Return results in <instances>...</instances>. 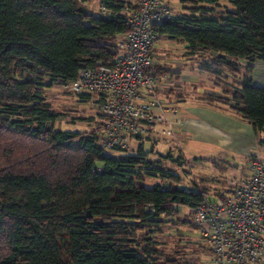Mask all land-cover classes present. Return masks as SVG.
Wrapping results in <instances>:
<instances>
[{
	"label": "trees",
	"instance_id": "obj_1",
	"mask_svg": "<svg viewBox=\"0 0 264 264\" xmlns=\"http://www.w3.org/2000/svg\"><path fill=\"white\" fill-rule=\"evenodd\" d=\"M179 1L182 11L152 29L181 40L184 55L224 86L202 98L250 123L264 151V86L250 76L254 62L264 61V0H223L233 9L220 0ZM83 2L0 0V264H179L162 259L157 235L175 224L180 207L191 209L208 193L182 185L169 161L178 165L184 155L154 149L153 134L134 135L133 150L109 152L95 128L55 126L59 113L46 88L99 60L112 65L130 29L122 10L135 6L98 0L115 11L105 17ZM165 71L151 67L152 74ZM154 176L161 181L135 184Z\"/></svg>",
	"mask_w": 264,
	"mask_h": 264
},
{
	"label": "built area",
	"instance_id": "obj_2",
	"mask_svg": "<svg viewBox=\"0 0 264 264\" xmlns=\"http://www.w3.org/2000/svg\"><path fill=\"white\" fill-rule=\"evenodd\" d=\"M134 2L122 10L130 29L117 41L114 63L99 60L61 84L63 93L97 96L103 117L94 128L105 151L130 150L134 135L154 132L175 141V125L182 121L177 106L160 93V76L151 73L158 39L152 25L169 18L172 8L168 0ZM96 12L109 17L115 11L99 4ZM249 165L250 174L231 179L191 208L209 264H264V161L255 154Z\"/></svg>",
	"mask_w": 264,
	"mask_h": 264
},
{
	"label": "rangeland",
	"instance_id": "obj_3",
	"mask_svg": "<svg viewBox=\"0 0 264 264\" xmlns=\"http://www.w3.org/2000/svg\"><path fill=\"white\" fill-rule=\"evenodd\" d=\"M168 1L174 14L182 11V4L179 0ZM83 3L93 13L97 11L99 6L98 0H86ZM218 3L223 7L234 8L230 3L223 0L218 1ZM184 51V45L181 40L161 36L157 39L154 48V63L156 62V65L160 64L162 67L167 68L169 70L167 72L169 78L170 75H173V80L176 79L174 77L176 73L189 74L190 78L186 83L195 86L198 91L203 86L213 88L215 84L210 74L200 70L199 59L188 58L184 55ZM257 61L258 64L255 65L252 72L254 69L255 72L264 69L260 67V65H264V61ZM61 84H55L45 90L47 100L51 103L52 108L59 113L55 121L56 128L85 132L94 128L101 119L98 115L100 107L97 96L91 94L89 99L81 100L80 95L73 96L63 93ZM227 88L232 90L230 85H227ZM222 106L225 108L224 105ZM153 136L158 138L154 149H158L162 153L170 151L173 156H176L180 151V146L173 138L155 134V132ZM149 143V141H146L145 146L148 147ZM136 145L137 141L133 137L130 150H133ZM215 149L196 156L188 153L185 147L183 148L185 160L182 163L177 165L174 161H169L173 166L176 165L177 171L182 175V185L184 187L197 188V186H201L208 188L207 197H213L215 191L227 185L231 179H238L251 173L246 157L236 155L232 151L221 150L222 148L218 146ZM218 149L220 151H217ZM107 151L111 152L113 149ZM115 152L119 154L122 151ZM260 152L261 156L264 157V151L261 149ZM191 180H194L195 183H192ZM160 181V176L146 177L144 179L136 178L135 184L151 186L154 182ZM179 209L175 224L171 227L163 226L162 232L157 235L158 244L156 246L161 252L160 256L163 257L162 259L176 257L179 264H209L211 257L203 246L198 228L193 225L191 209L183 206ZM182 219H186L187 222L181 223Z\"/></svg>",
	"mask_w": 264,
	"mask_h": 264
},
{
	"label": "crops",
	"instance_id": "obj_4",
	"mask_svg": "<svg viewBox=\"0 0 264 264\" xmlns=\"http://www.w3.org/2000/svg\"><path fill=\"white\" fill-rule=\"evenodd\" d=\"M257 64L258 61H255L254 67ZM260 67L264 68V65ZM157 75L160 76L157 80L160 93L166 95L177 106L178 114L182 119L180 124L175 125V141L183 155H185L183 150L185 147L188 153L199 156L218 146L222 148L221 150L232 151L236 155L246 157L248 165L252 155L256 154L263 158L257 135L250 123L242 120L226 107L219 106L215 102L210 103L202 98L204 94L221 93L219 86L214 85L213 88L203 86L198 91L195 86L186 83L190 78L187 73L174 74L175 80L173 75H170L167 80L162 79V74ZM251 78L253 84L264 86V69L258 72L254 69Z\"/></svg>",
	"mask_w": 264,
	"mask_h": 264
}]
</instances>
